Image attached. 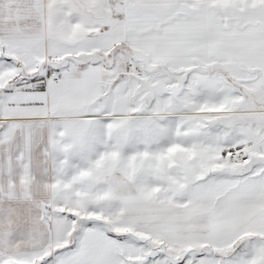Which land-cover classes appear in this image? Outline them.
<instances>
[{
	"label": "snow or ice",
	"instance_id": "6c2138e0",
	"mask_svg": "<svg viewBox=\"0 0 264 264\" xmlns=\"http://www.w3.org/2000/svg\"><path fill=\"white\" fill-rule=\"evenodd\" d=\"M0 264H264V0H0Z\"/></svg>",
	"mask_w": 264,
	"mask_h": 264
}]
</instances>
